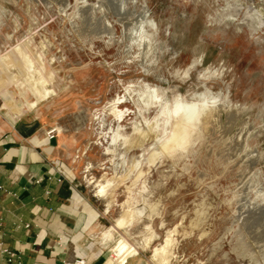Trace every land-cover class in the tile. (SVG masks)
I'll return each mask as SVG.
<instances>
[{"label": "rangeland", "instance_id": "obj_1", "mask_svg": "<svg viewBox=\"0 0 264 264\" xmlns=\"http://www.w3.org/2000/svg\"><path fill=\"white\" fill-rule=\"evenodd\" d=\"M0 94L59 128L115 229L112 264L122 238L147 264H264V0H0ZM119 97L128 134L150 120L158 137L128 151L110 139ZM193 103L206 115L163 150L171 112ZM126 209L134 220L119 228Z\"/></svg>", "mask_w": 264, "mask_h": 264}, {"label": "crops", "instance_id": "obj_2", "mask_svg": "<svg viewBox=\"0 0 264 264\" xmlns=\"http://www.w3.org/2000/svg\"><path fill=\"white\" fill-rule=\"evenodd\" d=\"M0 100L13 113L0 115V241L24 264H112L115 229L104 230L106 212L64 160L59 135L47 136L54 126L44 109L19 115ZM126 264L147 262L130 257Z\"/></svg>", "mask_w": 264, "mask_h": 264}, {"label": "bare ground", "instance_id": "obj_3", "mask_svg": "<svg viewBox=\"0 0 264 264\" xmlns=\"http://www.w3.org/2000/svg\"><path fill=\"white\" fill-rule=\"evenodd\" d=\"M145 94L149 98H151V95L154 94V92L151 93L148 90V92L144 93L143 95H145ZM139 98H141V96ZM139 98L135 99V97H134L132 99H133L134 105H136L139 108L140 112L142 113L145 105L144 106L141 105ZM121 99H122L121 97H119L118 99L115 98L110 103V105H108L109 108L106 111L107 117L112 116V117H114V120H116L115 125L111 124L109 127L110 131L112 132L110 139H112V141L114 143L120 144L119 146H125L126 151H128L130 149L140 148V147L144 146V144H147L148 142H150L153 138L158 137L155 134V132L153 131V125L150 124V120L149 121L146 120L147 127H142V125H140V123L136 122L135 119H131V120H133V123H132L133 135L130 136L128 134V131L126 128V126L128 124L126 123V119L128 118V116H130L132 114V112H131L130 108H122L119 105V103L121 104L123 102V101H121ZM199 109H202V110L199 111ZM205 112H206L205 106L203 104H199V103H193L192 105H190V107L189 106L186 107L184 105L176 106V108L171 112V114H173V113L180 114V117L178 119L172 121V124L170 127V132L167 134L165 140L161 143L163 150L170 151L171 149H174L177 146L183 145L186 142H188L189 134L191 133L192 128H194V126H195V124L191 123V121L195 122V121L199 120L200 118H202L204 116V114L206 115ZM103 114H104V112H103ZM124 116H125V119L123 121L119 122V120H121V118H123ZM107 121H108V118H106L103 121V126ZM57 129L60 132L58 127H57ZM111 144H113V143H111ZM108 151H110V150H108ZM150 153H153V152H150ZM108 183H110V182H108ZM104 184L100 185V189H99L100 194H104L107 191L108 186L104 185ZM133 220H134V214L132 213V210L126 209L124 214L116 220L117 221V227H119V228L126 227ZM147 241H149V240H147ZM171 242H173V240L168 238V240L166 241V245L162 249H159V248L155 249L154 256L158 257V256H160V254H162L164 256H166L165 254L169 255L168 254V248H169ZM113 251H115V254H116L117 260H118L117 263H119V264H125L127 262L128 258L138 254L137 247L128 243L125 240V238H122L121 240H119L118 245L115 246ZM165 258H163V259H165Z\"/></svg>", "mask_w": 264, "mask_h": 264}, {"label": "built area", "instance_id": "obj_4", "mask_svg": "<svg viewBox=\"0 0 264 264\" xmlns=\"http://www.w3.org/2000/svg\"><path fill=\"white\" fill-rule=\"evenodd\" d=\"M58 133H59L58 129L56 127H52L51 129L48 130L47 136L50 139H53L57 137ZM0 255H4V259L0 261V264H15V263L24 264L22 262L20 253L9 249L7 246H5V244L2 241H0ZM76 263L85 264V260L80 259Z\"/></svg>", "mask_w": 264, "mask_h": 264}]
</instances>
